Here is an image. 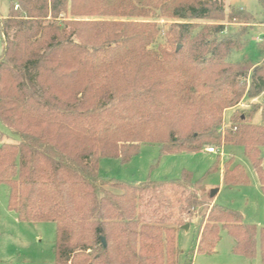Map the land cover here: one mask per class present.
Instances as JSON below:
<instances>
[{"label": "trees", "instance_id": "trees-1", "mask_svg": "<svg viewBox=\"0 0 264 264\" xmlns=\"http://www.w3.org/2000/svg\"><path fill=\"white\" fill-rule=\"evenodd\" d=\"M229 15L255 23L248 12ZM224 17L217 0H9L0 124L16 141L0 145V185L18 221L55 224L54 264H179L178 231L201 205L193 175L129 183L99 173L102 158L126 164L143 144L161 154L241 147L264 194V112L259 125L257 105L223 125L224 112L264 93V59L230 61L249 33L223 36ZM159 18L180 22L163 31ZM247 182L229 158L224 185ZM196 230L183 264L212 253L221 230L234 254L259 251L264 264V227L240 213L213 203Z\"/></svg>", "mask_w": 264, "mask_h": 264}, {"label": "rangeland", "instance_id": "rangeland-1", "mask_svg": "<svg viewBox=\"0 0 264 264\" xmlns=\"http://www.w3.org/2000/svg\"><path fill=\"white\" fill-rule=\"evenodd\" d=\"M225 11V17L221 23L224 26L223 36L238 34L242 29L249 33L247 44L239 53H233L230 61L239 62L243 58L253 64H259L264 59V15L257 0H217ZM9 0H0V17L7 15ZM17 8V7H16ZM248 12L255 18V23H241L230 20L232 12ZM263 21V22H262ZM177 20L159 18L156 23L161 30L173 24ZM251 22V21H248ZM199 26L218 24L211 21L197 22ZM246 36V35H245ZM164 42L162 37L157 43ZM3 52L0 33V55ZM259 103L256 100L243 98L236 109L224 112V127L230 124L232 113L239 114L243 110H250L251 106H259L258 112L251 119L252 124H261L260 115L264 112V96ZM16 138L9 135L5 127L0 124V145L13 143ZM208 148V147H207ZM217 155L219 159L217 161ZM232 158L234 163L240 165L248 179L243 186H225L223 183L224 163ZM217 162V171H211ZM262 167L264 169V154ZM182 171H188L197 182L194 193L201 201L196 209V216L178 231L177 246L181 252L179 264L184 263V255L193 245L197 236L196 225L200 217L213 204L236 211L241 214L243 223L254 225L258 230L264 227V194L260 189L259 179L253 170L249 160L244 155L241 147L223 146L215 153L200 151L196 153H171L161 154L158 145L143 144L137 154L131 160L122 164L114 158H102L99 162V173L103 178L114 179L122 182L141 183L144 181H171L180 178ZM218 190L211 198V192ZM8 189L4 184L0 185V264H54V243L56 237L55 224L52 222H20L14 212L8 209ZM259 235V233H257ZM233 239L225 230L220 231V240L214 251L210 254H194V264H260V254L257 251L254 259H247L234 254ZM257 249H259V236L257 237Z\"/></svg>", "mask_w": 264, "mask_h": 264}, {"label": "water", "instance_id": "water-1", "mask_svg": "<svg viewBox=\"0 0 264 264\" xmlns=\"http://www.w3.org/2000/svg\"><path fill=\"white\" fill-rule=\"evenodd\" d=\"M177 49H179V48H177ZM217 192H218V190H213V191L211 192L210 197L213 198V197L217 194ZM186 229H187V225L183 226V230H186ZM102 241H103V243H104V240H102Z\"/></svg>", "mask_w": 264, "mask_h": 264}, {"label": "crops", "instance_id": "crops-1", "mask_svg": "<svg viewBox=\"0 0 264 264\" xmlns=\"http://www.w3.org/2000/svg\"><path fill=\"white\" fill-rule=\"evenodd\" d=\"M264 96V93H262L260 96H258L256 99H254V100H256L257 102H259V103H262L261 102V98ZM263 104V103H262Z\"/></svg>", "mask_w": 264, "mask_h": 264}, {"label": "built area", "instance_id": "built-area-1", "mask_svg": "<svg viewBox=\"0 0 264 264\" xmlns=\"http://www.w3.org/2000/svg\"><path fill=\"white\" fill-rule=\"evenodd\" d=\"M15 9H16V7H15ZM206 151H207V153H215V150L212 148H207Z\"/></svg>", "mask_w": 264, "mask_h": 264}]
</instances>
